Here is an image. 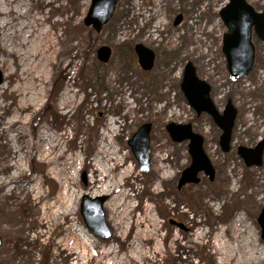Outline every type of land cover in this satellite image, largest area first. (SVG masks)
Here are the masks:
<instances>
[{
	"label": "rangeland",
	"instance_id": "1",
	"mask_svg": "<svg viewBox=\"0 0 264 264\" xmlns=\"http://www.w3.org/2000/svg\"><path fill=\"white\" fill-rule=\"evenodd\" d=\"M50 1L24 0L30 3L27 17L52 12L61 20L52 23L58 47L42 60L48 76L45 90L33 111L25 113L17 107L21 98L12 89L21 82L8 77L13 56L5 49L19 42L5 35L9 18L0 13V65L7 64L4 70L0 66V87L11 88H0V264H264L258 222L264 207V153L260 166L248 167L238 152L239 146L256 148L264 142V40L253 32L254 67L248 75L232 78L222 49L227 28L219 15L229 0H118L112 18L99 32L84 23L91 0ZM246 1L264 11V0ZM0 3L7 7L6 0ZM178 14L183 20L175 25ZM136 44L155 53L152 69L140 66ZM103 45L112 50L108 62L97 56ZM188 61L211 85V98L220 112L229 99L237 109L228 152L220 146L221 128L207 113L198 115L181 89ZM39 69H26L23 77L40 74ZM66 88L74 91L72 99L77 98L61 105ZM171 122L191 123L203 135L214 180L201 172L198 183L179 188L182 171L192 158L188 140L171 138L167 130ZM144 123L152 124L148 172L141 169L129 145ZM46 127L64 143L59 164L69 157L70 163L75 160V166L66 169L75 179L71 183L75 208L68 215L62 213L56 196L61 185L37 156L41 149L36 135L45 134ZM108 127L116 128L107 137L111 152L117 151L120 158L118 162L107 155L110 162L104 168L112 166L111 178L131 170L119 179L115 191L101 194L102 183L93 181L94 173L101 174L96 168L101 161L99 143ZM10 145L18 152L14 161H9ZM10 162L23 168L20 177H12L16 168L7 171ZM34 181L46 191L38 199L27 193ZM84 195L106 196L110 239L87 228L81 214ZM71 224L75 231L66 230ZM67 236L73 238L71 256L69 244L60 243Z\"/></svg>",
	"mask_w": 264,
	"mask_h": 264
},
{
	"label": "water",
	"instance_id": "2",
	"mask_svg": "<svg viewBox=\"0 0 264 264\" xmlns=\"http://www.w3.org/2000/svg\"><path fill=\"white\" fill-rule=\"evenodd\" d=\"M117 1L91 0L84 23L87 26H93L97 32L101 31L103 26L112 18ZM219 15L227 28V32L223 36L222 49L230 75L232 78L246 76L253 69L255 63L253 32L264 40V11H256L246 0H229V3L220 10ZM182 20L183 15L178 14L174 24L177 25ZM135 52L138 55L140 66L144 70L152 69L155 61L153 50L143 44H136ZM111 55L112 50L109 46L103 45L97 50L98 59L102 62H108ZM181 89L198 115L207 113L221 128L220 146L223 151H230L232 130L237 117V109L231 100H228L223 112H220L211 98V85L199 77L197 68L191 61L185 64ZM151 128V123H144L129 140V145L141 169L145 172H148L151 167ZM167 130L175 142L189 141L188 147L192 162L182 171L178 181L179 188L188 183H198L201 172L208 175L210 180H214L215 168L205 150L203 135L195 131L191 123L171 122L167 124ZM238 152L248 167L260 166L263 162L264 142H260L256 148L239 146ZM105 200L106 196L92 198L84 195L81 203V214L92 234L103 240H108L113 236V230L106 219ZM258 222L262 228V238L264 239V207L260 212ZM1 243L0 238V245Z\"/></svg>",
	"mask_w": 264,
	"mask_h": 264
},
{
	"label": "bare ground",
	"instance_id": "3",
	"mask_svg": "<svg viewBox=\"0 0 264 264\" xmlns=\"http://www.w3.org/2000/svg\"><path fill=\"white\" fill-rule=\"evenodd\" d=\"M6 2H7L6 3L7 7L5 8H2L3 5L2 3H0V13L5 14V16L9 18V24L5 27L6 31L4 30L6 32L5 35L19 42L18 45L9 44L6 45L5 47V49L13 56V63L11 65L8 77L10 78L11 76H14L15 78H17L16 80L21 82L20 87H13L12 90L18 96V99L21 98L20 100L17 101V107L19 111L25 113L26 111L29 110L33 111L36 105L39 104V101L41 99V93L44 92L45 90V83L47 82L48 76L44 75L47 69L46 68L43 69L42 60L48 59L50 51L58 47L59 44L58 33L55 30V28L53 29L52 23L53 21L59 22L61 20H56L52 15V12L51 14L48 12L42 15H37L33 12L30 17H27L26 16L27 12L30 10V3L24 2V0H6ZM50 2L54 3L55 0H51ZM71 15L73 16L74 14ZM71 15H69V17H71ZM5 25L6 23H3V26ZM47 25H50V27L47 28ZM20 31L21 33H24V35L22 34V37H18ZM4 54H5V58H7L5 52ZM30 59L32 60L30 61ZM27 61H30L29 64H27ZM1 67L4 70L5 67H7V64L6 66L4 64V67L3 66ZM32 67L40 68L39 69L40 74H36L35 72H33L32 75L28 77H23L24 71ZM42 70L44 71L42 72ZM0 88H5L8 90L11 89L9 87H4V86ZM73 97H74V91H72V88H68V89L66 88V90L60 96V104L68 105L70 102L73 103L76 100L77 96H75V99H72ZM16 120L12 119V122L15 123L17 122ZM115 124H117V122ZM111 125L112 123L110 124V126ZM49 130L51 131L50 128L46 127L45 134L38 133L36 135L38 139L37 144L41 149L40 152L38 151L37 156L40 157L39 158L40 162L48 164V166L51 168L50 174L49 173L48 174L52 176L59 185H61V193L57 194L56 196L58 200L63 204L61 208L62 213L64 215H68L72 213L75 208V202L73 200V196L75 193L71 188V183L72 182L74 183L75 179L73 177L68 176L67 173L68 171L66 169L71 165H73L75 163V160L74 162L70 163L69 160L71 158L67 157L68 158L67 160L65 159L63 163L59 164L60 159L65 154V152L63 151L64 143H62V139L60 135L55 133L52 135V133L49 132ZM115 131L116 128L113 129L111 127H108L107 130H105V132L103 133L102 135L103 138L99 143L100 150L98 152L99 154H101V161L100 163L98 162L99 166L96 168L98 171L101 172V174L98 175L97 173H94L95 180L93 181V183L94 184L102 183L101 190L99 192L101 194H105L107 193V191H115V188L120 183L119 179L126 178L130 174V173L128 174V172L131 170L129 169L123 175H121L122 173L121 172L119 177L114 176L111 178L110 172L112 171V166L105 168L103 166V164H109L110 162V161L106 162V159L108 158L107 155L112 156L115 161L119 162L120 157L117 155L118 154L117 151H112L113 153L111 152L113 147L111 146L112 142H110L107 137L108 136L107 132L113 133ZM103 140L107 141L108 144L105 145ZM9 149H10L9 161H14L16 158H18L17 157L18 152H16L15 149L11 147V145L9 146ZM114 154L116 155L115 157L113 156ZM12 169H15L16 171V173H12V177L13 178H16L18 176L20 177V174L22 173L21 170H23V168H21V166L17 168L15 163L10 162L7 166V171L8 170L11 171ZM61 175H65L67 179H64L63 177H61ZM113 179L117 180L116 184H112L111 180ZM34 183H36L35 186L30 184L28 185L30 189L28 190L27 193H29L30 197L38 199L44 196L46 191L41 192L40 184L37 183L36 181H34L33 184ZM20 188L22 192L23 191L26 192L25 185H22ZM122 195L125 198H127L129 197L130 194H128L127 192H123ZM43 218L46 219L48 223H52L53 225L56 224V222L51 218L48 217H43ZM66 230L75 231L74 225L71 224ZM83 235L85 236V233H83ZM64 239H68V240L64 242L60 241L61 246H64V244L68 243L69 247H71V249L68 248L70 252L69 256H71L73 254V249H72L73 247L70 242L72 241L73 238L71 239L69 236H67V238Z\"/></svg>",
	"mask_w": 264,
	"mask_h": 264
},
{
	"label": "flooded vegetation",
	"instance_id": "4",
	"mask_svg": "<svg viewBox=\"0 0 264 264\" xmlns=\"http://www.w3.org/2000/svg\"><path fill=\"white\" fill-rule=\"evenodd\" d=\"M217 229V228H216ZM202 237V236H201Z\"/></svg>",
	"mask_w": 264,
	"mask_h": 264
}]
</instances>
